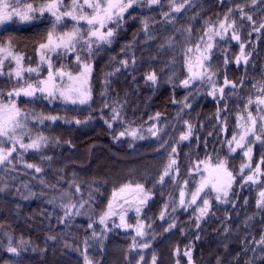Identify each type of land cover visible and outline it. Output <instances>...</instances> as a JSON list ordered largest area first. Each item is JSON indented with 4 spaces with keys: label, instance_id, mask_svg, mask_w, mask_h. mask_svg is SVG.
<instances>
[{
    "label": "trees",
    "instance_id": "obj_1",
    "mask_svg": "<svg viewBox=\"0 0 264 264\" xmlns=\"http://www.w3.org/2000/svg\"><path fill=\"white\" fill-rule=\"evenodd\" d=\"M26 2H43V0H26ZM177 2L179 3L180 0ZM64 3L67 5L70 0H64ZM237 5L243 7L247 15L252 16L257 27L264 22V3L260 0H224L223 3L220 0H191L190 7L185 4L180 13L172 14L175 20L173 21L170 16L167 22L163 13L169 12L168 0H161L159 5L151 7L137 6L135 11L129 9L134 18L130 19L128 13H125L123 30L117 32L114 42L102 46L92 56L91 108L81 105L79 110L72 111L75 106H65L60 101L48 103L46 100H40L29 103L24 97L16 99V106L29 116L42 113L45 116L76 118L87 122L76 125L65 123L64 120L52 123L45 121L47 126L37 125L34 120L27 122L33 136L42 133L48 137V146L42 152L52 160L41 163L39 156L29 150L24 153L23 162L12 160V164L16 165L15 169L4 165L3 170L0 171V189H2L0 191V264H86L85 238L88 239L87 260L91 264H152L153 255L157 257L156 264H176L177 259L179 264H186V257H176L173 252L175 248L179 247L183 250L184 246L189 244L195 247L192 258L195 262L209 259L208 264H216V255L213 254L215 252L207 250L213 247L214 250L219 249L217 259L224 261L225 264H264V247L257 243L261 237H264V211L257 207L259 193L264 191V175H259L257 183H243L237 173L241 164L249 162L248 158L243 156V150L240 148H237L235 153L229 154L228 146L224 143L231 140L234 134L239 138L238 125L244 123L248 126V112H251L253 117L264 115V112L258 113L255 103L252 105L247 103L249 99L255 101L258 96L264 98V92L260 91L264 88V28L259 41L254 44L255 52L248 67L237 65L234 61V57L239 52L237 41L224 43L218 37L213 40L210 64L211 70L217 73L215 77L217 86L222 83L225 73L228 79L244 81L235 91L230 88L226 91L230 120L224 136L221 133L222 126L217 120L216 99L208 95L210 87H201L197 93L195 88L199 87V82H196L192 86V95H189V89L180 85V81L187 78L183 50L193 48V52L189 55L195 63L199 55L195 51V45L205 31V21L214 24L218 19H223L229 7L235 9ZM148 17L154 18L148 21L151 39L142 31L141 21ZM232 20L236 21L237 34L242 35L243 42L247 41L248 37H253L249 21H242L240 15L235 12L230 16L229 22ZM84 26L85 23L79 24L82 32ZM11 27L16 30L0 33V37H13L15 51L24 54L26 63L29 64L28 58L31 57V65L37 64L36 45L43 43L47 31L52 29L48 14L46 13L42 20L34 21L32 25ZM74 27L76 25L71 18H65L62 24L56 27V32H69ZM187 28H191V40L185 42L176 29L183 31ZM228 35H231V30ZM169 37L173 41L171 46L167 43ZM125 44H132L128 55L121 51ZM93 47L95 48V45ZM218 47L224 51H218ZM201 50H203L202 44ZM133 53L136 64L127 69L122 68L119 61L125 59L131 61ZM225 54L229 61L227 65L223 63ZM52 59L55 67L63 63L67 69L72 70L73 74L78 71L73 67L71 55L59 61L53 55ZM173 59L175 63H171ZM153 71L157 74V83L155 85L151 82L145 83L144 76ZM109 72L113 75L108 78L110 81L108 95L102 97L100 93L105 91V73ZM45 73L42 68L41 76ZM24 77H29L28 73H24ZM169 77H172L171 83L168 82ZM34 79L36 77L32 75L31 81ZM21 86L23 85L16 83L15 77L10 80L6 75H0V91L7 93ZM186 96L188 97L186 102L191 107L185 108L180 118H177V113L182 107L180 102ZM2 99L6 101L7 96H3ZM105 100L110 105L112 100H117L124 106L121 115L127 124L118 121L109 128L104 123V119H110L109 109L104 110V119H101L99 112ZM174 100L176 103H173ZM157 112L162 114V118L156 123V127L164 129L163 132L158 133L159 140L157 136H150L147 131L154 123L150 117ZM89 116L92 118L89 119ZM239 117L244 119L240 120ZM183 121L193 125L194 131L190 140L177 144L175 140L186 131ZM21 123H24L23 118ZM128 124L132 128L140 129L138 135H142L144 139H133L127 135L119 140L114 139V136L124 131ZM256 133L261 134L259 119L256 121ZM23 140L24 143L29 142L27 136H24ZM160 140H166L168 143L161 147ZM247 140H251V136ZM247 140L245 148L248 146ZM3 147L7 148L8 145ZM172 147H175L179 153L175 157L180 165V172L176 177L178 186L174 187L173 182L165 177L163 185L157 184L153 187V181L159 178L167 164L168 152ZM252 149L250 163L253 169L258 158L264 157V146L257 142L252 145ZM208 153H212L211 161L214 160L215 163L217 158L227 160V170L235 171L233 176L236 178V184L232 185L229 202L226 204L216 201L215 193L207 196L211 206L218 202L217 206L222 210L217 212L211 209L209 215L199 221L200 227L197 228L195 206L187 210L178 208L172 212L174 205L169 197L179 201V191L183 187L180 182L187 180V187H183L187 201V194L195 190L194 181L198 182L201 177L194 171L191 177L186 173L191 170L192 163L208 157L206 156ZM15 155L13 153L14 157ZM28 163L38 165L43 172L35 173L32 169H26L24 165ZM260 166L261 172L264 173V164ZM248 173L249 170L246 168L244 176ZM145 176L148 179H145ZM41 179L44 181L43 184L40 182ZM73 182L79 184V193L69 188ZM129 183L133 186L136 183L143 184L146 190L151 191V199L142 208L139 219L145 225H152L151 229L146 228V231L154 232L155 239L136 237L138 245L148 242L149 248L138 246L132 249L133 237L136 236L134 227L114 228L112 220H115L116 224L120 223L115 216L108 221L106 233L101 231L103 226L98 222L113 191ZM90 190L93 192L94 201L84 204V207L79 209L84 214L75 216L70 223L67 219L63 223L58 222V218L64 217V209L60 205L87 201ZM203 198H205L204 193H201V199L197 200V204H201ZM135 200L132 202L133 205ZM49 201L53 202L49 203ZM165 204L168 205L167 212L172 214L174 220H169L167 215L165 220L158 219ZM131 210L125 212L127 213L125 221L135 226L137 218L134 207ZM239 211L246 212L245 218L247 217L250 226L247 230L245 227L241 229L239 236L230 240L226 232L233 227L229 229L226 220H229V224L235 225L239 220ZM216 218L221 220L217 221ZM92 221H97L93 224L96 237L92 236V229L88 228V224ZM172 222L176 224V228L165 232L164 229ZM214 223L219 224L218 230ZM22 241L25 243L22 244ZM9 242L12 247L18 249L19 255L8 251ZM225 244L228 245L227 248ZM141 256L143 260H140Z\"/></svg>",
    "mask_w": 264,
    "mask_h": 264
},
{
    "label": "snow or ice",
    "instance_id": "obj_2",
    "mask_svg": "<svg viewBox=\"0 0 264 264\" xmlns=\"http://www.w3.org/2000/svg\"><path fill=\"white\" fill-rule=\"evenodd\" d=\"M220 2L223 3L224 0H220ZM260 2L264 3V0H260ZM160 3L161 0H103V2H101V0H83V3H80L79 0H70V3L66 5L64 0H43V2L34 3L26 2V0H0V33H8L9 31L16 30L11 27L14 25H32L34 21L42 20L46 13L48 14V17L51 19L52 23V29L47 31L45 41L36 45V67L24 66V54L15 51L13 37H0V75H6L10 80L15 77L16 83L23 85L18 88H13L7 93L0 91V96L6 95L10 101L24 97L27 98V102L29 103H36L40 100H46L48 103L60 101L65 106H75L71 109L72 111L79 110V106L81 105H86L91 108V104L93 102L92 88L90 83L93 72L92 56L98 52L102 46L111 45L114 42L117 32L123 30L125 13H128L130 19L134 18L129 12V9L135 11L137 6L151 7L152 5H159ZM185 4H188L190 7L191 0H180L179 3L177 0H168L169 12L163 13L164 17L166 18V22L167 18L170 16L174 21L175 17L172 14L180 13ZM85 6L91 10V16L86 14H75L77 10H80L82 13V10ZM61 9L65 10L61 11ZM68 9H71V11ZM234 12L240 15L242 21H249L253 31L259 32L260 29L264 28V22L260 23L257 27L256 21L253 20L252 16L247 15L244 12L243 7L239 5H237L235 9L229 7L228 11L224 14L223 19H218L214 24L210 23L209 21H205V31L203 35L200 36L199 41L195 45V51L199 53V55L196 57L195 64L193 63L192 57L189 55L193 52V48H186L183 50L185 58L184 63L185 67L187 68V78L180 81V85L186 89H189V95H192L193 84L199 82V87H196L195 91L199 93L201 87L208 86L211 89L208 92V95L213 96L217 100V103H219V100L223 99L225 88H230L232 91H235L237 88V85L233 81L227 79L226 73L223 80V86L218 87L215 79L217 73L211 70L210 64L212 49L214 47L213 40L215 38L218 37L219 40L223 41L224 43H229L232 40L240 41V36L237 34L235 27L236 21L232 20L229 22V18ZM69 17L74 22L76 27H74L73 30L69 32L57 33L56 27L61 25L65 18ZM152 19L154 18L148 17L141 21L142 31L148 35L149 39H151V35L149 33L148 21ZM81 21L85 22L83 32L79 27ZM229 30H231L230 36L228 35ZM176 31L181 33L185 42L191 40V28L184 29L183 31L176 29ZM185 33H187V35H185ZM167 43L170 46L172 45L173 41L171 37H169ZM201 44L203 45V50H201ZM94 45L95 48L93 47ZM238 46L240 48V55L235 56L234 61L237 65L241 63L247 65L249 57L248 55H245L244 43L241 42ZM161 47H163V45H161ZM131 48L132 44H125L122 46L121 51L124 52L125 55H128L131 52ZM217 50L221 52L224 51V49L219 47ZM53 55H55L58 61L65 60L71 55L73 58V67L78 71L73 74L72 70L67 69V66L63 63H61L59 67H55L52 59ZM85 57L87 59H85ZM28 59L29 64H31V57ZM5 60L9 62V65H11L13 62L15 63V69L13 71H9L7 73L3 72ZM228 62L227 55L225 54L223 63L227 65ZM119 63L120 66L125 69L129 68L130 66H134L136 64L134 53L132 54L131 61L125 59L119 61ZM171 63H175V60L173 59ZM54 67L55 71L53 70ZM42 68L47 72V75L43 78H41ZM161 71H163V69H161ZM25 72L28 73L30 77L29 80L23 79V74ZM33 74H35L36 77L35 83L31 82V77ZM112 75L113 73L110 72L105 73V91L100 93L102 97L108 95L107 89L110 84L108 78ZM157 79V74L154 71L149 72L144 76L145 83L151 82L152 85L157 83ZM168 82H172V77L168 78ZM240 83L242 85L244 81L241 80ZM260 91L264 92V88H261ZM187 99L188 97L186 96L184 100L180 102L182 107L180 112L177 113V118H180L181 113L185 108L191 107V105L186 102ZM173 103H176V101L174 100ZM247 103L248 105L255 103L258 113L264 112V107H261L264 106V98L258 96L255 101L249 99ZM123 107L124 106L117 100H112L111 105L107 100L102 102L99 112L101 119H104V110L109 109L110 119H104V123L107 124L109 128H112L113 123L118 121L122 124H127V121H125L121 115ZM219 112L220 110L218 109V117ZM247 117L249 121L248 126H245L244 123H240L238 125L237 131L240 133L239 138H237V135L234 134L231 140L224 141V143L228 146L229 154L235 153L237 148H240L243 150V156L248 158L249 162L241 164L237 173V175L241 177L242 182L257 183L258 176L264 175V173L261 172L260 167L261 164H264V157H261L255 169H252L250 161L253 150L252 145L258 142L264 146V115L253 117L251 112H248ZM21 118H23L24 123H21ZM91 118L92 117L89 116V119ZM161 118V113H155L154 116L150 117V119L154 121L153 126L147 129L149 135L157 136L158 140V133L164 131L163 128L156 127V123H158ZM238 119L243 120L244 118L239 117ZM257 119L260 121V135L256 133ZM30 120H34L37 125H45V121L52 123L58 120H64L65 123H74L76 125L87 122L76 118L67 119L61 116H45L42 113L29 116L27 113L21 111L14 102L10 103L9 105H4L3 102L0 101V171L3 170L4 165H9L15 169L16 165L12 164V160L16 159L19 162H23L24 153L28 152L29 150H32L34 155L39 156L41 163L52 160L51 157L44 156L42 152V150L48 146V137L44 136L42 133L33 136L32 131L27 126V122ZM183 123L186 125V131L181 133L179 138L175 140V143L177 144L190 140L194 131L193 125L189 124L187 121H183ZM220 123L224 125L223 121H220ZM224 130L225 127H222L221 131ZM139 131L140 129L132 128L131 125L128 124L124 131H120L117 136H114V139L119 140L125 135L133 139H144L142 135H138ZM17 133H20V135ZM24 136L28 137V143H24ZM249 136H251V140H247ZM170 139L172 138L170 137ZM198 139L199 138L197 137V140ZM246 140L248 146L245 148ZM160 143L161 147H164L168 141L160 140ZM3 145H8V147L5 148ZM13 153L16 154L15 157L13 156ZM178 155L179 153L177 152V149L172 147L171 151L168 152L167 164L165 165L159 178L153 181V187H155L157 184L163 185L165 182V177H168L169 181L173 182L174 187L178 186L176 177L179 175L180 165L175 159V157ZM211 159L212 157L208 156L206 157L205 161L192 163L191 170L186 173L189 177H191L192 172L194 171L201 177L198 182L194 181L195 190L190 191L187 194V201L185 200L186 193L183 190V187H187V180H182L180 182L182 183L183 187L180 188L179 191V201L174 200L171 196L169 197L170 202L174 205L172 212H175L178 208H184L187 210L195 206V211L197 213L195 216L197 228L200 227L199 221L207 217L211 210V203L207 196L215 193L214 198L216 201L219 203H228L229 191L232 187L233 181L235 180L232 172L227 170V160H221L217 158L215 167L210 168L206 161H210ZM24 166L26 169L34 170L35 173L43 172V169L36 164L28 163ZM246 168L253 174L244 176V171ZM144 178L148 179L147 176ZM40 182L43 184V179H41ZM69 188L74 189V191L77 193L80 192V186L75 182L70 184ZM206 189L207 191H205ZM0 191H2V189H0ZM129 191L136 194L135 205L124 198V194ZM201 193H204L205 198L201 200V204H197V200L201 199ZM88 197L89 199L87 201L82 200V202L76 204L68 203L60 205V207L64 209V217L58 218V222L63 223L64 220L67 219L70 223L75 216L83 215L84 213H81L79 209L83 208L84 204L94 201L92 190L89 191ZM118 197L123 200V204L129 205L128 209H125L123 204H119V211L116 210L117 206L114 205V201H117ZM149 199H151V191L146 190L144 185L140 183H136L134 186L131 183L125 184L119 189L114 190L106 209L102 212L98 219L99 224L103 226L101 231L106 233L108 231V221L112 220V217L118 216L120 221L119 224H116L115 220H112V225L114 228L123 227L127 229L134 227L135 229L136 236L133 237L131 248L135 249L138 246L141 248H149L150 243L145 242L138 245L136 240V237H140L141 239H145L146 237L155 239L154 232L149 233L146 231V228L151 229L152 225H145V223L139 219L141 210L147 205ZM52 202L53 201H49V203ZM245 203H247V201H245ZM133 207L135 216L137 218V224L135 226L129 225L125 221V212L133 209ZM257 207L264 211V191L259 193ZM73 209H76V211H73ZM167 209L168 205L165 204L158 219L165 220L167 215L169 220H174V217L171 213L167 212ZM95 223H97V221H92V223L88 224V228L92 229L93 237H96L97 235L95 229L93 228V224ZM174 228H176V224L172 222L168 224V227L165 228L164 231L169 232ZM50 239H55V237H50ZM196 239H199V237H196ZM21 243L23 244L25 242L22 241ZM257 243L264 247V237H261L260 241ZM84 244L86 264H91V262L87 260L86 255L88 244L87 238H85ZM192 247V244L187 245L183 250L177 247L174 249L173 255L176 257H186V264H194L192 259ZM8 251L15 255H19L18 249L16 247H12L10 242ZM140 260H143L142 256L140 257ZM151 260L152 264H156L157 257L153 255ZM176 264H179V259H177ZM217 264H220V262L217 261Z\"/></svg>",
    "mask_w": 264,
    "mask_h": 264
},
{
    "label": "rangeland",
    "instance_id": "obj_3",
    "mask_svg": "<svg viewBox=\"0 0 264 264\" xmlns=\"http://www.w3.org/2000/svg\"><path fill=\"white\" fill-rule=\"evenodd\" d=\"M79 2L80 3H83V0H79ZM101 2H103V1H101ZM76 15H80V14H86V15H89V16H91L92 15V12H91V10L87 7V6H85L84 8H83V10H82V13H81V11L80 10H77L76 11V13H75ZM80 23H85L84 21H81ZM109 26H112V25H109ZM106 30V29H105ZM262 30H263V28L262 29H260V31L259 32H257V31H253L252 33L254 34L253 35V37H248L247 39V41H245V42H243V38L241 39V36L242 35H240L239 34V36H240V41H237L238 43H241V42H243L244 43V52H245V55H248V57H249V59H248V63H247V65H245V64H243V63H241V64H239V65H242V66H244V67H248L249 66V62H250V60H251V56L253 55V52H255V46H254V44L256 45V43L259 41V38H260V36H261V32H262ZM238 55H240V48H239V52H238V54H237V56ZM7 62V60H5V62H4V66H3V71L4 72H9V71H13L14 69H15V63L13 62L11 65H9V63L7 64L6 63ZM23 64H24V66L25 67H28V66H31V67H36L37 66V64H28V63H26L25 62V60L23 61ZM195 64V63H194ZM54 71H55V68L53 69ZM26 73V72H25ZM33 75H35V74H33ZM47 75V72L43 75V76H41V78H43L44 76H46ZM23 79L24 80H29L30 79V77H24V74H23ZM228 79V78H227ZM224 80V79H223ZM228 80H230V81H233L236 85H237V88L241 85V83H240V81H237V80H232V79H228ZM32 83H35V79L33 80V81H31ZM220 86H223V81H222V83L218 86V87H220ZM227 89L228 88H225L224 89V94H223V99H220L219 100V103H217V100H216V103H217V110L219 109L220 110V112H219V117L217 116V120H218V123L222 126V127H225V130L224 131H221V133H222V135L224 136L226 133H227V129H228V127H229V125L227 124L228 123V121L230 120V108H229V101H228V99H227V97H226V91H227ZM3 98V96H0V101H2L3 102V104L4 105H9L10 103H12V102H14L15 103V101H16V99L14 100V101H10L9 100V98L7 97V100L5 101V100H3L2 99ZM220 121H223L224 122V125H222L221 123H220ZM214 152V151H213ZM212 153H208L206 156H211L212 157V155H211ZM214 155V154H213ZM206 160V157L205 158H203L202 160H200V161H205ZM260 161V158H258V162ZM208 164H209V167L210 168H213V167H215V165H216V163H215V161L214 160H210V161H206ZM257 162V163H258ZM257 165V164H256ZM255 167L256 166H254V168L253 169H255ZM261 167V166H260ZM228 171H230V172H232V174H234L235 173V171H232V170H228ZM250 174H253L252 172H250L249 171V173L247 174V175H250ZM246 175V176H247ZM239 176V175H238ZM258 178H259V176H258ZM237 179H238V177H237ZM236 184V178H235V180L233 181V183H232V185H235ZM206 191V190H205ZM230 191H231V189H230ZM229 191V192H230ZM135 197H136V194L134 193V192H131V191H129V192H126L125 194H124V198H126L128 201H130L131 203L135 200ZM215 203V202H214ZM119 204H123V200L122 199H120L119 197H118V199H117V201H114V205H116L117 206V208H116V210L117 211H119V207H118V205ZM216 204V203H215ZM217 204H218V202H217ZM217 204L216 205H213V206H211V209L212 210H214V211H217V212H220L222 209H220L218 206H217ZM123 207L125 208V209H128L129 208V205L128 204H123ZM222 208V207H221ZM129 211V210H128ZM128 211H126V212H128ZM132 211V210H131ZM245 216H246V212L245 211H239L238 212V217H239V220L237 221V223L234 225L233 223L232 224H229V220H226V221H228L227 222V224H228V227H229V229L230 228H232V229H230V231H227L226 232V235H227V237H228V239H230L231 240V238L233 237V238H237V236H239V231L241 230V229H243L244 227H245V230H247L248 228H249V226H250V223L246 220V218H245ZM126 217H127V213H125V219H126ZM115 218L118 220L119 219V217L118 216H115ZM215 220H217V221H219V220H221L220 218H216ZM214 220V221H215ZM232 221V220H231ZM222 222V221H221ZM208 224H212V222H207ZM214 226H215V228H216V230H218V228H219V224H215L214 223ZM226 227H227V225H226ZM207 229V228H206ZM235 236V237H234ZM233 238H232V240H233ZM187 246V245H186ZM186 246H184V248L186 247ZM225 247L227 248L228 247V245L227 244H225ZM192 258H193V256H194V251H195V247H192ZM207 250H209L208 252H215V253H213V254H215L216 255V261H219L220 262V264H225L224 263V261H222V260H219V259H217V257H219V249L217 248L216 250H214L213 249V247L212 248H208ZM208 257H209V253H208ZM200 259V258H199ZM200 261V262H199ZM199 261H194L193 260V262H194V264H208V262H209V259L207 260V261H201V259L199 260ZM217 264V263H216Z\"/></svg>",
    "mask_w": 264,
    "mask_h": 264
}]
</instances>
